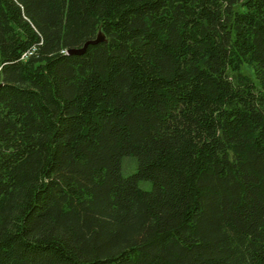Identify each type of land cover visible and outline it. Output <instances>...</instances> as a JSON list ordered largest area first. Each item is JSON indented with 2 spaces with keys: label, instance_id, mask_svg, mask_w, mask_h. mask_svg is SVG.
<instances>
[{
  "label": "trees",
  "instance_id": "obj_1",
  "mask_svg": "<svg viewBox=\"0 0 264 264\" xmlns=\"http://www.w3.org/2000/svg\"><path fill=\"white\" fill-rule=\"evenodd\" d=\"M0 264H264V0H0Z\"/></svg>",
  "mask_w": 264,
  "mask_h": 264
},
{
  "label": "rangeland",
  "instance_id": "obj_2",
  "mask_svg": "<svg viewBox=\"0 0 264 264\" xmlns=\"http://www.w3.org/2000/svg\"><path fill=\"white\" fill-rule=\"evenodd\" d=\"M240 70L244 73H247L250 77H253V70L250 66L246 64L240 65ZM135 169V158L130 155H124L120 161V170L123 174L129 173ZM140 186L143 188H148L150 186V182L148 180H144L140 182Z\"/></svg>",
  "mask_w": 264,
  "mask_h": 264
},
{
  "label": "water",
  "instance_id": "obj_3",
  "mask_svg": "<svg viewBox=\"0 0 264 264\" xmlns=\"http://www.w3.org/2000/svg\"><path fill=\"white\" fill-rule=\"evenodd\" d=\"M101 39H103V35H102V33L100 31H97L95 37L93 39L89 40V41H96V40H101ZM86 42H88V41H86ZM86 42H84L83 45H82V47H80V48H69L67 51H69V52H77V51H80L83 48V46H84V44Z\"/></svg>",
  "mask_w": 264,
  "mask_h": 264
}]
</instances>
